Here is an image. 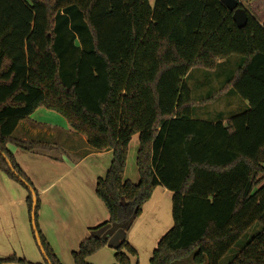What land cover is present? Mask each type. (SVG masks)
I'll use <instances>...</instances> for the list:
<instances>
[{
  "label": "trees",
  "instance_id": "16d2710c",
  "mask_svg": "<svg viewBox=\"0 0 264 264\" xmlns=\"http://www.w3.org/2000/svg\"><path fill=\"white\" fill-rule=\"evenodd\" d=\"M233 56L240 63L221 92L233 89L248 108L226 120L192 117L187 74ZM38 108L92 150L112 152L94 189L109 220L89 233L136 220L163 187L172 227L149 264H219L254 224L259 232L229 264H264V22L247 12L239 29L220 0H0V172L26 190L30 224L35 198L43 264H60L37 225L36 190L7 148L51 150L13 137ZM134 135L137 184L124 180ZM106 246L88 234L73 264ZM130 257L125 239L115 264ZM2 263L31 264L15 255Z\"/></svg>",
  "mask_w": 264,
  "mask_h": 264
},
{
  "label": "crops",
  "instance_id": "0c3cea01",
  "mask_svg": "<svg viewBox=\"0 0 264 264\" xmlns=\"http://www.w3.org/2000/svg\"><path fill=\"white\" fill-rule=\"evenodd\" d=\"M240 4L260 24L264 22V0L243 1ZM229 59L220 60L214 70L219 67L224 69L229 64ZM191 95L193 96V91ZM242 106L244 109L248 108L245 101ZM13 137L21 141H34L52 146L50 151L35 153L24 152L11 145L7 148L36 190L39 200L37 225L60 264H65V260L63 262L61 260L62 257L70 258L88 234L107 239V247L90 256L87 259L89 264H115V248L125 239L137 252V258L130 257L131 264H141V249L149 253L152 249L146 256L149 264L158 242L172 227L171 203H145L140 217L136 220L122 226L107 224L89 233V229L96 228L109 220L106 209L94 194V189L97 180L103 178L109 169L112 152L92 150L87 145L85 137L74 133L61 116L45 108L36 109L29 117L22 120L16 127ZM133 138L137 140L138 145V136L134 135L129 148ZM53 151L58 152L59 155L49 154ZM60 152L64 153L68 160ZM128 164L127 156L124 180L137 184L139 181L137 168L132 169L134 173L130 176L127 173ZM77 172L80 179L71 177ZM4 176L6 178L4 182L9 184L10 179ZM17 188L20 195L18 203L25 205L27 210V193ZM158 188H161V191L158 192L157 199L162 197L168 199V196H172V193L163 187H157L154 192ZM5 218L6 216L0 218V241H4V237L10 239L12 234H16L15 228L9 223L13 221ZM24 235L26 239L27 233ZM12 255L31 264H43L42 258L38 262L11 246L6 250L0 247V259H7Z\"/></svg>",
  "mask_w": 264,
  "mask_h": 264
},
{
  "label": "rangeland",
  "instance_id": "374dc122",
  "mask_svg": "<svg viewBox=\"0 0 264 264\" xmlns=\"http://www.w3.org/2000/svg\"><path fill=\"white\" fill-rule=\"evenodd\" d=\"M154 1L155 0H150V4L153 5ZM243 1L248 2L250 0H238L239 3H242ZM228 63L229 64L224 69L219 67L217 70L207 71L200 68H194L190 70V72L187 74L185 78V83L187 87L191 91H193L191 106L192 117L198 120H205L211 122L217 118H224L226 120L232 116H235L245 111L244 107L242 106L244 101L238 97V95L234 92L233 89L230 88L228 90H225L224 92H221V89L224 87L225 83L231 78L234 71L236 70L237 64L239 63V57H231L228 60ZM130 147L131 148L128 149L127 155L129 159L127 173L131 176V174L134 173L132 172V169H136L135 158L138 148L136 139L133 138ZM49 154L59 155L56 151L49 152ZM60 154L65 157L64 153L60 152ZM67 158L68 157H65V159ZM65 162L69 163L68 161ZM71 177L80 179L79 172L72 174ZM4 179H6L5 176L0 173V202H8L0 203V218H4L6 216L5 219H8V221H13L9 223H11L12 227L15 228L16 234H12L10 239L4 237V241H0V247L2 248V250H6L7 247L11 246L13 249L18 250L19 252L22 251L26 257H33L35 261L39 262L42 256L36 246V242L31 231V225L29 217L27 216L26 206L18 203V196L20 195L17 187H19L21 189L20 191H23V193L25 194L27 192L17 182L9 180L12 183L8 182L9 184H6L4 182ZM160 189L161 188H158L156 192L153 193V198L150 199L147 203H171V197L169 196L167 197L168 199L163 197L162 199H157L158 192L161 191ZM11 201H14V203H10ZM259 230L260 226L258 224L252 225L250 229L245 233V235L237 242V244L232 247L230 251L220 260L219 264H229L244 248L247 242L259 232ZM25 233H27L26 239L24 235ZM126 242L128 243L127 240ZM140 252L141 264H144V258L150 253L149 251H144L142 249ZM147 258L148 257H146L145 264H147ZM61 260L62 262L63 260H65V264H73L72 257L68 259L67 257H62ZM175 264L193 263L192 258L189 257L186 260Z\"/></svg>",
  "mask_w": 264,
  "mask_h": 264
},
{
  "label": "water",
  "instance_id": "95a60500",
  "mask_svg": "<svg viewBox=\"0 0 264 264\" xmlns=\"http://www.w3.org/2000/svg\"><path fill=\"white\" fill-rule=\"evenodd\" d=\"M220 2L230 11L232 12V19L237 28H244L247 23V12L245 9L240 7V3L238 0H220ZM36 208V201L33 197V205H32V213H31V227L34 233L35 241L37 243L38 248L40 249V253L43 257V251L41 250L40 240L36 233L35 223H34V210ZM102 240H107L106 238H102ZM2 264H14V263H2Z\"/></svg>",
  "mask_w": 264,
  "mask_h": 264
}]
</instances>
